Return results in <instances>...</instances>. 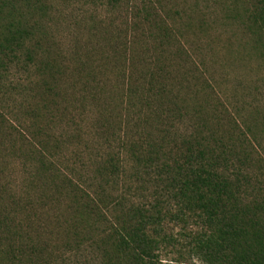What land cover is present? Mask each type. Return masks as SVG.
<instances>
[{
	"label": "trees",
	"instance_id": "16d2710c",
	"mask_svg": "<svg viewBox=\"0 0 264 264\" xmlns=\"http://www.w3.org/2000/svg\"><path fill=\"white\" fill-rule=\"evenodd\" d=\"M61 1L65 6H96L108 12L130 7L133 25L140 26V39L135 40L140 44L135 47L154 53L155 58L141 76H133L122 69L126 44L123 49L111 47V54L105 57V66L119 83V105L128 112L125 121L122 112L114 115L107 104L96 102L105 92L101 64L95 66L92 57H74L73 67L64 70L50 52L45 57L49 50L45 26L29 24L26 15L38 12L46 16L52 0H0V21H4L0 24V82L11 69L27 74L25 84L17 81L10 87L18 93L27 90L39 99L36 105L19 104L20 116L12 117L19 123L15 130L27 142L21 149L22 170L34 167V172L50 178L51 185L59 183L56 177L61 178L50 192L57 209L60 205L59 212L49 209L50 215L43 220L35 213L19 218L9 207L0 214V264H155L160 245L178 241L165 231L164 220L180 221L183 227L192 221L198 226L181 235L190 237V255L203 264H264V195L251 178L261 164L251 154L254 151L247 150V135L237 118L246 128L249 122L240 107L234 116L228 103L200 81L203 72L189 65L184 45L176 47L180 30L155 6L160 1ZM240 2L247 4L241 3V11L248 13L253 46H262L264 0ZM241 11L236 15L239 18L244 15ZM35 76L36 81L31 80ZM105 77L107 80V74ZM59 103L67 104L66 109ZM52 110L61 117L68 114L66 126L79 127V131L66 130L63 140L52 136L56 142L46 145L48 134L40 122L53 119ZM186 118L191 131L178 143L175 129ZM2 119L4 122L6 113ZM163 123L165 132L158 141H151L152 132ZM123 127L127 131L134 128L133 144L125 140L130 167L121 151L126 147L121 139ZM59 143L68 147L69 164L61 166L56 161ZM248 143L252 145L250 140ZM9 154L4 153L10 157L13 152ZM4 155L0 152V157ZM84 169L83 177L79 173ZM69 173L76 174L87 190ZM133 181L140 185L133 187ZM142 185L153 187L155 202L131 197ZM58 220L62 221L59 226Z\"/></svg>",
	"mask_w": 264,
	"mask_h": 264
},
{
	"label": "rangeland",
	"instance_id": "374dc122",
	"mask_svg": "<svg viewBox=\"0 0 264 264\" xmlns=\"http://www.w3.org/2000/svg\"><path fill=\"white\" fill-rule=\"evenodd\" d=\"M158 1L160 3L155 2V6L164 10L162 14L164 18H167L172 27L180 30V33L176 35V37L178 36L176 47L179 46V43L184 45L187 53L185 58L190 63L189 65L194 68L198 67L203 72L200 81L205 82L208 91H212L213 88L218 96L228 103L234 116H236V109L239 110L240 107L241 110L239 111L242 117H245L244 120L249 122L247 125L249 128H246L244 121L237 118V124L241 126V129L247 135V139L252 143L251 145L247 140V150L254 151V153L256 151V154H251L261 164L260 170L257 169V175L251 178L256 187H261L260 193L264 195V43L259 47L253 46L254 34L247 27V23H250L246 17L248 13L241 11L244 8H241V3L245 7L247 4L240 2L241 0ZM17 3L20 4V1H17ZM72 5L67 4L65 6V2L61 0H52V5L46 10V16L42 15L41 17V13L37 12L32 16L26 15V21L29 24L41 22V25L45 26L44 30L47 32L48 37L45 40L49 49L45 57L49 58L51 53L57 59L58 68L65 70L66 66L67 68L73 67L74 57H76V60L80 57L82 60H86V58L89 60V57H92L96 61L93 63L95 66H98V63L101 64L104 70L102 78L106 81L104 85L105 92L99 95L101 98L97 99L96 102L97 104L100 103L99 105L107 104L108 108L111 111L113 110L114 115L122 112L124 116L122 119L126 121L128 112L126 113V110L120 108L119 105L122 97L117 87L119 83L113 74H110L109 68L105 66L107 65L105 57L111 54L109 51L111 47L118 46L117 48L123 49L124 44H126L127 47L122 50L128 49L122 69L124 68L125 72L133 76H141L145 71L146 64L155 58V54L150 51L145 53L141 46L140 48L135 47L140 44V42L136 43L135 41L140 39L138 30L140 26L133 25L135 22L134 13L131 12L130 7L123 6L120 9H115L114 12H108L107 8L103 7L74 5V3ZM240 11L244 15L240 13L243 17L239 18L236 15ZM3 22L1 20L0 24H3ZM126 22H129V24H126ZM38 38L36 37V39ZM261 39L263 41V38ZM132 42L136 43L133 47ZM134 47L135 49L132 50ZM76 52H79L78 56H74ZM105 74H107V80ZM26 77L27 74L17 73L16 70L11 69L7 78L5 77L3 82H0V123L2 124V130L0 131V147L2 148L0 152L2 155L5 152L8 154L10 151L13 152L10 157L6 155L0 157V214H5V208L9 207L13 214L19 218L35 213V216L38 215L39 219L43 220L50 215L48 214L50 213L49 209L52 212H59L60 205L57 209L50 192L57 187L56 185L60 183L61 178L56 177L59 183L51 185L50 178L34 172V167H28L27 172L22 170L23 155L21 149L27 147V142L25 138L21 137V131L19 129L18 131L15 130V124L19 125V123L12 117L20 116L19 104L30 103L36 105L39 104V99L33 97L35 94L30 96L26 92L27 90L21 93L16 92V89L11 88V84L17 85V81L20 84H25ZM36 78V76L32 77L31 80L36 81ZM38 79L40 80L39 77ZM142 80L144 81V78ZM61 86L66 89L63 83H61ZM35 88L40 89V87ZM137 93L142 95V91H137ZM60 106L63 109L67 104L61 103ZM144 110H146V107ZM5 113L6 119L3 122L2 117ZM50 116L53 119L47 118L40 122L43 123V128L48 134L47 140L49 142L46 141V145H54L56 140L52 136L63 140L66 130H70L71 133L79 131V127L74 130V127L66 126L68 124L66 122L68 114L61 117L58 112L52 110ZM125 121L123 124L126 123ZM212 124L215 123L212 122ZM131 125L134 127L133 123ZM146 126L149 127L150 124L146 123ZM164 129V123L159 125L152 132L151 141H158L162 133L165 132ZM258 129L259 132H257ZM132 130L134 128H128L127 131L123 127L121 138L126 145L125 148L122 146L121 151L123 156L125 155L129 167L132 161L129 158L127 143L133 144ZM190 131L188 118L179 122L175 129L177 142L179 143L182 138L187 137ZM143 133H145L144 141L147 142V129ZM23 152H26V149ZM56 157V161L58 160L57 162L61 166L70 163L71 155L65 143L58 144ZM56 157H53L54 162ZM77 168L80 169L81 167L77 166ZM85 171L86 169L83 170V174H79L84 177ZM69 175L86 189L87 186L82 183L76 174L69 173ZM138 185H140L138 181L132 182L133 187ZM140 187L135 193L131 192V197L139 201H143V198L147 197L150 202H155L156 195L153 193V187L150 185ZM172 208L176 209V206L173 205ZM58 217L59 214H57ZM37 220H35V225ZM57 222L59 226L62 221L58 220ZM163 224L165 231L171 233L178 241L169 245L161 244L160 248L156 250L158 256L155 264H203L196 256L190 255L188 243L190 237L181 235V232L196 230L198 226L191 221L186 227H183L180 221L175 220L171 222L164 220Z\"/></svg>",
	"mask_w": 264,
	"mask_h": 264
}]
</instances>
